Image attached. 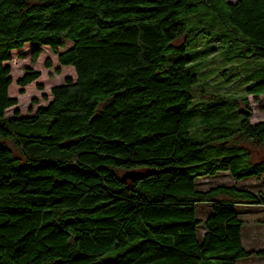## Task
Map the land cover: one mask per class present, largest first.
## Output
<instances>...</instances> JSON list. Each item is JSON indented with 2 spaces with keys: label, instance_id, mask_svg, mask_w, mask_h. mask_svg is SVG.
Instances as JSON below:
<instances>
[{
  "label": "trees",
  "instance_id": "trees-1",
  "mask_svg": "<svg viewBox=\"0 0 264 264\" xmlns=\"http://www.w3.org/2000/svg\"><path fill=\"white\" fill-rule=\"evenodd\" d=\"M29 41L75 78L52 85L45 106L6 116L16 98L3 62ZM212 52L223 80L243 77L241 93L195 100ZM248 56L244 69L231 63ZM262 93L264 0H0V264H235L264 254L242 246L236 209L264 206V190L195 186L224 170L264 187V119L249 122L246 98ZM30 123L43 131H21ZM128 169L138 173L122 179ZM196 203L210 206L204 219Z\"/></svg>",
  "mask_w": 264,
  "mask_h": 264
},
{
  "label": "rangeland",
  "instance_id": "rangeland-1",
  "mask_svg": "<svg viewBox=\"0 0 264 264\" xmlns=\"http://www.w3.org/2000/svg\"><path fill=\"white\" fill-rule=\"evenodd\" d=\"M200 42H202V40ZM70 44V41L66 40V46H69ZM36 46H39L36 42H25L22 46L12 49L10 51L11 58L3 62L10 67L9 75L11 77V82L8 86V94L16 98V103L5 110L6 116H11L16 111L19 115H26L34 112L38 106H45L51 98L49 88L52 85L64 82L66 76H70L73 79L75 78V73L71 65H62V67L60 66L61 70L59 73L54 72V67L57 65L56 54L53 53L47 45L39 46L40 52L35 61H32V50ZM46 59L49 60L51 66H45ZM253 60L254 56L235 57L231 63L241 70V68L244 69V66ZM220 66V60L215 52H212L201 61V65H199L201 68L200 75L207 81V84L193 86L195 100L214 93L217 88L220 89L227 87V92L235 95L241 93V84L244 82L243 77L239 76L229 80H223L220 72H218ZM27 71H38L39 75L25 85L18 84L17 80ZM38 85H41V87ZM246 98L248 107L252 110L249 122L254 123L264 119V93L257 96L248 94ZM14 128L18 130V125L14 126ZM21 131L26 133L40 132L43 131V127L30 123L25 125ZM41 150L39 153L46 152L45 150ZM195 182V186L201 189H206L216 184L226 183L247 187L251 190H264L262 179L260 177L245 176L239 179H232L224 170H218L210 175L199 176L195 179ZM262 207L264 206L260 204H250L246 206L237 204L236 209L239 217L246 219L253 216H264V208ZM209 211L210 206L206 203H196L195 215L197 217L204 219ZM203 227L202 224L197 225L196 235L198 238L201 236ZM246 227L247 225L244 223L242 227L243 232ZM249 241V243L254 246H258L257 244L261 243L264 244V240L259 237H251ZM236 264H264V256L249 254L248 256L238 259Z\"/></svg>",
  "mask_w": 264,
  "mask_h": 264
},
{
  "label": "crops",
  "instance_id": "crops-1",
  "mask_svg": "<svg viewBox=\"0 0 264 264\" xmlns=\"http://www.w3.org/2000/svg\"><path fill=\"white\" fill-rule=\"evenodd\" d=\"M243 206L250 205V204H241ZM264 208V207H262ZM244 214V213H243ZM242 223H241V228H240V239H241V244L245 249H261L264 248V244H257L258 246H254L250 244L249 240L251 237H259L264 240V216H253L249 217L246 219L241 218ZM244 223L247 225L246 229L243 232V225ZM259 256H264V254H256ZM240 259V258H238ZM237 259V260H238ZM235 261V264L237 262Z\"/></svg>",
  "mask_w": 264,
  "mask_h": 264
},
{
  "label": "water",
  "instance_id": "water-1",
  "mask_svg": "<svg viewBox=\"0 0 264 264\" xmlns=\"http://www.w3.org/2000/svg\"><path fill=\"white\" fill-rule=\"evenodd\" d=\"M229 1V0H228ZM138 173V171L134 170V169H128V170H125L122 175H121V178L122 179H125L127 177H133L134 175H136Z\"/></svg>",
  "mask_w": 264,
  "mask_h": 264
}]
</instances>
